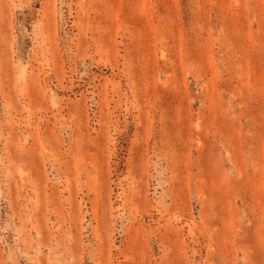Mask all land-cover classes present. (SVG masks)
Instances as JSON below:
<instances>
[{
  "label": "rangeland",
  "instance_id": "rangeland-1",
  "mask_svg": "<svg viewBox=\"0 0 264 264\" xmlns=\"http://www.w3.org/2000/svg\"><path fill=\"white\" fill-rule=\"evenodd\" d=\"M0 264H264V0H0Z\"/></svg>",
  "mask_w": 264,
  "mask_h": 264
}]
</instances>
